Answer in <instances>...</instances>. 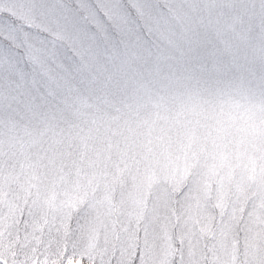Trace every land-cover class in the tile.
Returning a JSON list of instances; mask_svg holds the SVG:
<instances>
[{"label": "snow or ice", "instance_id": "6c2138e0", "mask_svg": "<svg viewBox=\"0 0 264 264\" xmlns=\"http://www.w3.org/2000/svg\"><path fill=\"white\" fill-rule=\"evenodd\" d=\"M0 264H264V0H0Z\"/></svg>", "mask_w": 264, "mask_h": 264}]
</instances>
